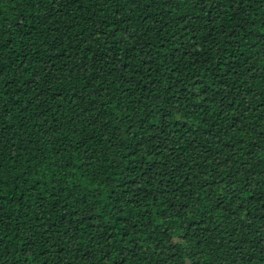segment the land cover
Instances as JSON below:
<instances>
[{"label": "trees", "instance_id": "1", "mask_svg": "<svg viewBox=\"0 0 264 264\" xmlns=\"http://www.w3.org/2000/svg\"><path fill=\"white\" fill-rule=\"evenodd\" d=\"M0 264H264V0H0Z\"/></svg>", "mask_w": 264, "mask_h": 264}]
</instances>
